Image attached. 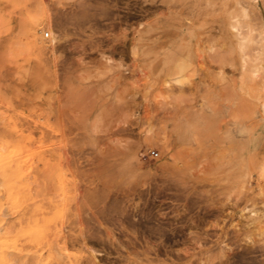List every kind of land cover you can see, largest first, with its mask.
<instances>
[{
  "label": "rangeland",
  "instance_id": "obj_1",
  "mask_svg": "<svg viewBox=\"0 0 264 264\" xmlns=\"http://www.w3.org/2000/svg\"><path fill=\"white\" fill-rule=\"evenodd\" d=\"M238 1L0 0L1 264H264V55L232 28L264 0Z\"/></svg>",
  "mask_w": 264,
  "mask_h": 264
},
{
  "label": "bare ground",
  "instance_id": "obj_2",
  "mask_svg": "<svg viewBox=\"0 0 264 264\" xmlns=\"http://www.w3.org/2000/svg\"><path fill=\"white\" fill-rule=\"evenodd\" d=\"M97 0H84V3L85 4H88L90 5L92 2H95ZM241 1L239 0L238 3H240ZM243 7V6H242ZM241 8V6H240ZM241 13V14H240ZM46 18V17H45ZM43 17H38L36 19H34L33 21H31V25L30 28H31V35L33 36V38L35 39V42L37 43L39 40H38V32H40L41 29H38V27L44 25L45 22L48 23V19H45ZM131 20V19H130ZM124 22V21H123ZM125 23V22H124ZM46 24V23H45ZM45 26V25H44ZM50 26V25H49ZM232 28L235 30L234 31V36L237 38V44L239 46V49L242 51V52H251V51H255L257 50V52L254 54V56L252 55H249V56H252L253 57V60L255 62L254 66H253V70H252V76L254 78H260V74L262 72V68H263V65H262V60H263V55H264V31L263 30H259L257 29V27L255 26V24H253L251 21L248 20V13L247 11L245 10V8L242 10V12H239V14L237 15H234L233 17V22H232ZM44 29V28H43ZM30 31V29H29ZM40 34V33H39ZM44 35V34H42ZM55 39V38H54ZM136 46H137V41L135 42ZM133 44V45H135ZM51 45V44H50ZM49 45V46H50ZM257 46L258 48L255 49V46ZM133 51V54H137V51H136V47H134L132 49ZM85 52V51H84ZM107 53L106 52H102V57L105 59V64L107 65V67H111V66H114L112 65V59L109 55H106ZM247 54V53H246ZM248 55H246L247 57ZM82 57V56H81ZM241 57H242V54H241ZM137 58V57H136ZM243 58V57H242ZM250 58V57H249ZM244 59V58H243ZM252 62V58L250 59ZM244 61V60H243ZM248 61V59H247ZM246 62V61H245ZM89 62L85 61L84 59H82L77 65H74L72 67V69L70 70V75H74V74H77L81 71H85L89 68ZM247 64V63H246ZM249 64V62H248ZM251 64V63H250ZM122 67V65H121ZM91 74V73H89ZM79 75V74H78ZM85 75V73H84ZM260 75V76H259ZM77 76V75H76ZM82 76V75H81ZM80 75L78 76V78L81 80V77ZM86 76V75H85ZM84 76V77H85ZM90 77V76H89ZM91 78V77H90ZM89 78V79H90ZM84 79V78H83ZM86 79V78H85ZM87 80V79H86ZM76 81V80H75ZM78 82V81H77ZM83 85V84H82ZM83 87V86H82ZM85 89V88H84ZM263 106H264V101H263ZM2 140V139H1ZM5 141V140H4ZM8 143V142H7ZM5 143L2 142V144H0V158H2L3 156V150H5V147H8V149L10 148H14V147H10L9 146H6L3 145ZM11 145V144H10ZM12 146V145H11ZM5 156V154H4ZM10 214V213H9ZM1 217V215H0ZM9 217V216H8ZM7 217V218H8ZM12 217V216H10ZM4 218H6L4 216ZM3 223H7V222H3ZM5 226V225H3ZM1 227V226H0ZM7 227V226H6ZM4 228V227H2ZM5 230H8L5 228ZM3 230V231H5ZM1 232V231H0ZM7 233V231H5ZM10 233V231L8 232ZM7 233V234H8ZM4 234V232H3ZM3 234H0V236H3ZM6 237V235H5ZM1 238V242H5L4 239L6 240V238ZM9 237H10V234H9ZM11 238V237H10ZM8 238L7 240L11 243V240ZM10 239V240H9ZM0 242V243H1ZM7 243V242H5ZM4 244V243H3ZM6 245V244H5ZM8 245V243H7ZM7 247V246H6ZM9 247V246H8ZM7 247V248H8ZM15 248V247H14ZM10 250V249H9ZM9 252V251H8ZM5 253L6 250H5V246L3 245L1 248H0V264H1V261L2 262H5ZM8 255L10 256V252L8 253ZM7 255V258L9 259ZM9 261V260H8ZM9 263V262H8ZM6 264V263H5Z\"/></svg>",
  "mask_w": 264,
  "mask_h": 264
}]
</instances>
